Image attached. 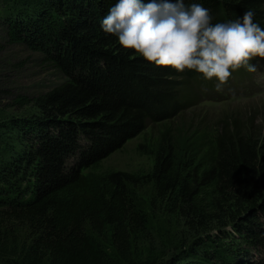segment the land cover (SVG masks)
I'll return each mask as SVG.
<instances>
[{
  "label": "trees",
  "instance_id": "1",
  "mask_svg": "<svg viewBox=\"0 0 264 264\" xmlns=\"http://www.w3.org/2000/svg\"><path fill=\"white\" fill-rule=\"evenodd\" d=\"M116 2H14L11 25L65 81L33 98L28 115L0 120V208L5 210L0 217L19 223L26 235L16 243L0 233V264H117L94 238L108 226L116 252L129 261L130 233L121 222L116 188L133 178L115 173L99 179L83 171L139 135L147 121H168L196 105L198 90L217 92L215 79L157 67L125 52L101 27ZM185 3L202 4L213 24L236 21L252 10L253 22L264 29V0ZM247 75L240 68L227 84ZM168 140L149 151L153 166L147 175L156 195L180 202L190 228L217 220L238 225L237 238L229 243L239 251H205L194 240L188 260L264 264V142L234 126L217 139L212 162L202 165L180 138ZM229 208L233 213L227 211L231 215L224 222L220 214Z\"/></svg>",
  "mask_w": 264,
  "mask_h": 264
},
{
  "label": "rangeland",
  "instance_id": "2",
  "mask_svg": "<svg viewBox=\"0 0 264 264\" xmlns=\"http://www.w3.org/2000/svg\"><path fill=\"white\" fill-rule=\"evenodd\" d=\"M15 1L0 0V120L28 115L32 111L33 98L65 81L47 57L25 44L22 33L11 25V12L17 8ZM53 19L56 23V15ZM252 64L257 68L255 72H248L246 77H233L217 92H211L210 88L205 89L206 93L198 90L196 105L168 121H147L139 135L83 171L84 175L99 179L115 173L129 174L133 178L122 181L121 189L116 188L124 213L121 222L130 233L129 261H124L116 252L110 226L99 236L94 234L96 241L117 264H192L195 261L188 258L194 240L201 242L205 251L208 248L217 249L219 253L224 249L225 253L239 251L229 243L237 238L233 228L238 225L233 227L229 220L225 221L226 217L223 218L225 215L228 218L233 209L220 214L224 222H228L225 225L222 220L221 223L217 220L210 221L204 228H190L184 220V207L173 198L158 197L147 174L153 166L149 151L161 140L180 138L186 143L185 149L192 151L202 165L212 162L217 139L234 126L240 125L242 130H249L258 138V142H264V59L259 66L255 62ZM205 94L208 100H204ZM68 164L71 165V161ZM86 228L89 231V226ZM22 231L19 223L0 217V233L14 237V242L17 243L19 237H26L21 236ZM218 236L222 241L217 239Z\"/></svg>",
  "mask_w": 264,
  "mask_h": 264
},
{
  "label": "clouds",
  "instance_id": "3",
  "mask_svg": "<svg viewBox=\"0 0 264 264\" xmlns=\"http://www.w3.org/2000/svg\"><path fill=\"white\" fill-rule=\"evenodd\" d=\"M245 11L236 21L212 23L207 8L185 0H118L103 18L102 30L125 51L178 73L195 71L217 90L240 68L255 72L264 59V29Z\"/></svg>",
  "mask_w": 264,
  "mask_h": 264
}]
</instances>
